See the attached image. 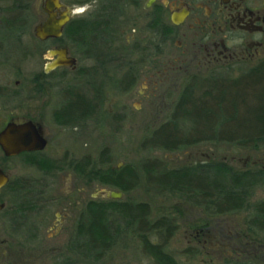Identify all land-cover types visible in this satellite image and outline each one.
I'll list each match as a JSON object with an SVG mask.
<instances>
[{
  "label": "flooded vegetation",
  "instance_id": "1",
  "mask_svg": "<svg viewBox=\"0 0 264 264\" xmlns=\"http://www.w3.org/2000/svg\"><path fill=\"white\" fill-rule=\"evenodd\" d=\"M62 1L74 9L71 20L79 21L90 17L89 19L96 22L103 16L109 19L111 26L107 36L109 41L105 59L98 61L95 54L90 58L86 57L81 47L83 43L80 25L76 27V40L72 49L65 37L66 27L70 22L59 37L40 39L35 34V25L32 27L34 41L28 43L24 41L30 29L27 25L18 28L17 34L13 32L11 36H5V42H0V67L6 64L2 62L3 57L9 61L18 59L19 63L14 72L10 71L12 74H9V77L0 75V133L10 124L15 126L31 124L46 141L45 147L41 150H25L15 155L6 154L0 145V173L4 176L0 175L1 221L5 226L8 224L12 232L27 230L29 232H25L27 240L36 244L41 241L40 228L47 225L48 220L42 218L41 222L38 221L40 225L34 223L33 219L41 215V211H47L51 202L55 200L49 195L53 190L51 177L55 172L71 170L75 177H82L88 183L96 180L92 173L95 171V160L90 155L80 160L72 158L66 161V155L55 158L49 156L47 151L61 147L59 145L63 129L76 130L81 126L87 127L93 116L96 117V112L104 106L105 84L110 77L108 73L110 68L111 70L114 68L118 73L116 78L118 92L109 102L108 120L117 123L116 129H122L127 119L126 106L121 104L114 107L119 102L118 98L132 90L146 67V70L150 71L159 65L161 44L169 42L174 37L191 38V44L193 46L197 44L196 50L186 48L191 55L192 51H195L194 55H202V49L204 50V56L198 62L200 65L219 68L231 67L241 62L257 64L264 61V0H122V3L120 0H114L117 6L115 11L112 8L106 11L99 10L101 0H76L73 4L67 0ZM45 2L46 0H41L42 16L38 23L48 19V13L44 10ZM89 3L92 4V8L77 16L83 12L78 8ZM130 9L137 10L135 16L128 14ZM129 29L131 35L127 34ZM12 30L16 31V28ZM140 30L152 34L146 43L143 39L144 34L142 38L136 35ZM12 40L16 41L14 46ZM10 43L11 53L6 50V45ZM64 48L68 49V55L74 57L76 63L53 67V63L60 58L59 52H63ZM129 48H137L143 53L144 49L147 52L151 50V58L145 59L142 55L138 59H129ZM87 59L94 63L85 67L78 66L79 62ZM31 60L38 61L40 67L27 71L23 65ZM129 72L136 73V81L131 88L128 84ZM71 74L73 75L71 80L66 81ZM69 81L73 89L65 91V82ZM18 159L24 167H37L42 175L15 176ZM40 161H44L43 165L39 164ZM88 161L87 168L84 166L82 169L80 162ZM32 187L33 189L27 192V188L29 190ZM24 190L30 199L37 200L39 205L36 210H30L25 219L19 221L17 208L21 192ZM95 194L92 199L96 198ZM63 204L65 207L61 211L64 216L59 218L60 213L55 212V219L51 222L52 238L62 233L67 235L70 229L71 236L74 232L76 221H71V214L68 211L71 203ZM3 242L4 239H0V247ZM41 247L46 252L49 250L48 244Z\"/></svg>",
  "mask_w": 264,
  "mask_h": 264
},
{
  "label": "trees",
  "instance_id": "2",
  "mask_svg": "<svg viewBox=\"0 0 264 264\" xmlns=\"http://www.w3.org/2000/svg\"><path fill=\"white\" fill-rule=\"evenodd\" d=\"M0 1V42L3 43L5 36L14 34L13 28L18 31V28L28 25L31 0ZM101 1L99 10L117 9L114 0ZM119 2L122 3V0ZM105 17L96 22L90 17L71 20L65 37L72 49L76 27L80 25L81 47L86 57L95 54L98 61L105 59L111 26ZM135 49L129 48L128 57ZM135 81L136 73L129 72L130 88ZM69 88L73 89L72 84ZM201 142L264 148V61L248 68L237 78L218 70L207 77H190L168 119L143 139L140 149L144 152H179ZM109 158V153L104 150L101 165L110 163ZM43 162L39 164L43 165ZM88 163L80 162V167L87 168ZM102 166H95L93 176L124 194L135 190L143 182L149 194L178 197L202 208L209 216L248 211L250 231L264 233V199L252 203L256 191L264 188V166L237 169L228 162L215 160L170 166L166 160L152 156L143 158L138 167L131 163L121 168L103 169ZM33 187L27 188V192ZM27 192H21L19 198V221L39 205L37 200L30 199ZM37 195L40 196L39 193ZM178 229L177 217H156L154 208L147 201L131 196L124 199H90L76 218L69 243L77 258L68 259L63 264H101L115 250L129 248L132 243L141 247L142 253L156 264H182L169 248ZM184 252L191 255L197 253L191 249ZM235 264L253 263L244 261Z\"/></svg>",
  "mask_w": 264,
  "mask_h": 264
},
{
  "label": "rangeland",
  "instance_id": "3",
  "mask_svg": "<svg viewBox=\"0 0 264 264\" xmlns=\"http://www.w3.org/2000/svg\"><path fill=\"white\" fill-rule=\"evenodd\" d=\"M73 4V0H67ZM2 3V1H0ZM4 4V3H3ZM92 8V4L78 8L84 9L82 15ZM137 10L130 9L128 14L135 16ZM31 17L29 18V31L24 41L31 43L33 40L32 27L37 25L42 16L41 0H31ZM76 16V15H75ZM130 27L135 25H129ZM13 31V30H12ZM17 34V31H13ZM131 35L129 29L127 32ZM145 37V43L152 35L151 32H139L136 35ZM148 36V37H147ZM6 42H8L6 40ZM16 41L12 40V45ZM181 42V43H179ZM186 42L188 45H186ZM192 39L186 37H174L169 42L161 44L159 52V65L154 70H146L140 74V78L127 95L122 96L117 102L126 106V121L122 129H116L117 123L108 119V108L111 98L115 97L118 90L116 88V78L118 73L111 68L110 75L105 84L104 106L96 112L87 127H79L76 130L63 129L60 137V148L49 150L48 155L55 158H62L66 155V161L75 158L80 160L90 157L95 160V166H102L100 158L105 150L109 153V161L102 166L103 169L109 167L121 168L131 163L137 167L140 161L148 156L159 157L166 160L170 166H181L188 163L215 160L225 161L237 169L264 166V148L250 149L238 147L232 143L225 142H201L190 148L179 152H166L156 150L144 152L140 149L141 142L156 127L165 122L170 116L174 105L183 89L186 81L193 75L207 77L213 71L227 72L231 78H237L248 68L255 64L236 63L231 67H209L198 62L204 56L194 55L186 48L196 50V45L191 44ZM181 44V46H180ZM11 43L6 45L7 52L11 53ZM151 50H133L129 55L130 59L151 58ZM12 57V56H11ZM10 58V57H9ZM5 59V60H4ZM18 60V59H17ZM17 60H6L2 58L6 66L0 67V75L8 76L17 69ZM23 65L27 71L38 69V61H26ZM29 62V63H28ZM23 63V62H22ZM92 60L87 59L78 63V66H89ZM174 64V65H173ZM80 66V67H81ZM9 69V70H8ZM72 74L66 78L71 80ZM9 77V76H8ZM71 82H65L64 88ZM58 171V170H57ZM15 176L38 177L42 172L37 167H24L17 160ZM53 190L49 192L55 200L47 211H41V215L33 219L34 223L41 222L42 218L48 220V224L40 228L39 243L29 242L26 231H10L9 225L1 221L0 213V239L4 242L0 247V264H63L68 259L77 258V255L70 249L69 243L72 229L67 235H55L50 230L51 222L55 219V212L62 218L64 206L68 205L71 214V221L75 222L81 208L92 199L94 193L102 189H114L97 179L88 183L82 177H75L71 170L55 172L51 177ZM131 196L133 198L147 201L154 208V215H168L177 217L179 229L172 238L169 248L175 252L177 259L182 264H235L249 261L253 264H264V233H254L250 231L247 222L248 211L227 213L222 215L209 216L202 208L184 201L175 196H153L146 191L143 182L135 190L124 194L123 198ZM100 198V197H96ZM264 199V188H259L252 197V203ZM65 210V209H64ZM38 223L41 225V223ZM31 224V222L29 223ZM29 233V232H28ZM159 241V240H157ZM48 244V251H44L41 246ZM141 247L132 243L131 247L117 249L110 258L101 264H156L153 259L141 251ZM185 249L197 251L196 254L185 253ZM94 264V263H83Z\"/></svg>",
  "mask_w": 264,
  "mask_h": 264
},
{
  "label": "water",
  "instance_id": "4",
  "mask_svg": "<svg viewBox=\"0 0 264 264\" xmlns=\"http://www.w3.org/2000/svg\"><path fill=\"white\" fill-rule=\"evenodd\" d=\"M44 10L48 13V19L35 26V34L40 39L61 36L64 28L73 18L74 9L62 0H46ZM62 51L59 52L60 58L53 63V67L59 64L74 65L76 59L68 55V49L64 48ZM0 145L6 154L15 155L25 150H41L45 147L46 141L42 134L31 124L22 126L10 124L0 133ZM0 175L4 177L1 173ZM95 196L122 199L124 192L116 189H102Z\"/></svg>",
  "mask_w": 264,
  "mask_h": 264
},
{
  "label": "clouds",
  "instance_id": "5",
  "mask_svg": "<svg viewBox=\"0 0 264 264\" xmlns=\"http://www.w3.org/2000/svg\"><path fill=\"white\" fill-rule=\"evenodd\" d=\"M80 11H83V9H80Z\"/></svg>",
  "mask_w": 264,
  "mask_h": 264
}]
</instances>
